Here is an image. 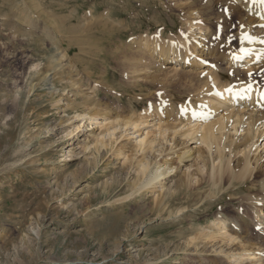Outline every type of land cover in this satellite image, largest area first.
Instances as JSON below:
<instances>
[{"label":"rangeland","instance_id":"1","mask_svg":"<svg viewBox=\"0 0 264 264\" xmlns=\"http://www.w3.org/2000/svg\"><path fill=\"white\" fill-rule=\"evenodd\" d=\"M97 1L0 0V264H233L227 257L244 255L243 248L251 254L257 249L264 264V235L242 201L256 194L259 174L247 176L242 186L236 176L217 177L218 185L209 177L210 161L175 160L174 181L189 186L174 188L159 213L158 190L134 194L135 175L129 163L123 165L124 156L112 148L98 153L84 140L100 131L86 132V120L75 117L83 111L81 90L109 110L107 123L118 115L129 120L145 114L170 96L176 103L181 93L190 96L184 79L173 87L178 75L165 82L158 65L150 72L159 71L161 84L131 79L146 74L141 71L151 54L143 44L154 37L173 44L190 35L189 19H201L197 23L209 29L208 46L237 52L240 25L232 1ZM107 10L122 21L113 31L80 32L82 22H109ZM67 51L70 57H62ZM215 221L237 222L244 247L220 241L208 228ZM207 231L213 236L205 238Z\"/></svg>","mask_w":264,"mask_h":264},{"label":"bare ground","instance_id":"2","mask_svg":"<svg viewBox=\"0 0 264 264\" xmlns=\"http://www.w3.org/2000/svg\"><path fill=\"white\" fill-rule=\"evenodd\" d=\"M231 1L234 5L233 12L240 25L236 35L239 42V51L237 52L226 54L217 52L208 46V28L197 23L201 19L196 22L193 20L190 22L191 19H189L190 35L174 38L173 44L163 45L157 37L146 39L143 44V48L149 49L151 54L146 60L145 68L141 71L146 74L145 76H132L131 79L136 82L145 79V82L152 86L157 82L161 84L163 77L160 79L159 71H156L157 74L150 72L154 66L158 65L157 68L165 70L161 71L165 72V75H160L165 76V79L163 78L165 82L169 76L174 78L175 75H178V79L174 80L177 83H174L173 87L183 83V79L186 81L184 84H187L190 96L183 97L184 95L181 93L177 99L182 102L176 103L170 96L169 102L167 100L163 104L154 106L152 111L147 110L145 114L131 116L130 119L127 118L129 120L118 115L112 119L114 121L111 120L107 123L109 117L111 118L109 110L103 107L101 102L92 98L94 96L81 90L78 86V90H81L80 93L83 94V99L79 103L83 111L80 114L76 111L75 117L86 120L84 126L86 132L95 129L100 131L98 135L91 134L92 138L91 135H87L86 139L90 140H84L89 144L92 142L98 153L99 150L112 148V151L119 152L118 156H124L123 165L129 163L135 175L134 184H136L134 190L132 189L136 190L134 194L151 189V192H155L156 195L158 190V195L155 198L158 206H155L159 208V213L165 212L167 207L164 206V202L174 196L175 190L182 191L189 186L183 184L179 179L174 181L173 177L178 174V168L175 167L177 164L174 165L175 160L179 164L195 159L196 162L198 160L204 163L210 161L212 170L209 177H212L213 183L218 185L220 184L219 180L227 175L232 179L236 176L237 179H234L238 180L242 186L246 183V178H256L259 174L260 183L258 181L259 184L252 186L256 194L248 195L242 201H246V210L251 214L252 219L255 218L254 227L264 235V0ZM95 2L98 3L97 0ZM94 6L96 12L101 9L95 3ZM106 13L109 14V22L97 20L88 25L86 21L82 22L80 32H89L94 29L97 32H109L114 30L116 22L122 23L120 19H113V16L119 15L118 12L107 10ZM190 16L192 18V15ZM110 21L112 22L110 23ZM83 37L89 39L86 36ZM211 41L212 39L209 43ZM80 50L87 53L84 48H80ZM89 50H93L91 52L93 55L96 53V49ZM67 53L62 57H70L69 51ZM84 53L82 55L86 56ZM58 63L62 70L64 67L62 62ZM132 69L134 73L137 72L136 66H133ZM184 73L188 74V78L183 75ZM69 80L73 85H77L73 82L72 76L69 77ZM47 83L46 79L45 84L47 85ZM136 87L143 90L139 84H136ZM181 87L183 89V86ZM163 90L165 91V88ZM151 93L147 92L150 95ZM73 97L78 98L77 94ZM77 100L75 101L77 102ZM146 128H151V130H146ZM130 134L138 135L137 137L133 135L132 139H129L127 136ZM121 135H127L126 138H128L124 145L121 143L123 140ZM133 140L135 142H132ZM119 143L123 147H119ZM194 144L200 147H191ZM181 145L184 147H180ZM235 157L241 158L236 160ZM187 175L189 182L191 175ZM217 177L220 179L215 183L214 179ZM215 187L218 186L215 185ZM217 221L208 227L211 229L210 232L216 234L220 241L227 243L226 245L239 244L241 248L244 247V240H241L237 235L241 231L237 222L220 223L221 221ZM207 232L208 234H203L205 238H208L206 235L213 236V234H209V231ZM209 239L211 240L212 237ZM243 250L244 255L231 253L232 255L227 257L228 261H232L233 264L244 261L261 264V257H259L257 249L256 253H252L253 255L245 251V248Z\"/></svg>","mask_w":264,"mask_h":264}]
</instances>
